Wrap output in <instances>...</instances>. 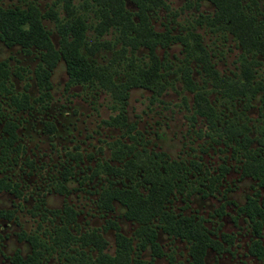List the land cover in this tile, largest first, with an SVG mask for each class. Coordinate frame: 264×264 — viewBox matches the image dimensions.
Here are the masks:
<instances>
[{
    "label": "trees",
    "instance_id": "16d2710c",
    "mask_svg": "<svg viewBox=\"0 0 264 264\" xmlns=\"http://www.w3.org/2000/svg\"><path fill=\"white\" fill-rule=\"evenodd\" d=\"M197 1L210 3L213 12L200 14L196 24L208 25L231 35L241 49V76L236 80L228 81L219 73L203 45L201 34L194 28L187 27L185 33L178 34H172L169 29H155L152 20L158 10L166 6L164 0H84V12L71 10L66 5L65 18H59L51 8L42 13L33 1L22 6H0V40L7 46H18L25 56L34 55L36 58L33 69L0 61V193H16L18 189L5 174L6 167L16 163L21 151L18 134L21 116L13 115L29 113L34 104L50 105L51 76L59 61L62 60L66 67L67 87L80 85L106 91L120 104V113L113 118L114 122L125 126L124 106L131 89H146L156 95L166 90L168 72L157 51L176 43L183 49L181 79L187 91L194 93V114L204 118L213 131L220 132L211 135V139L231 149V159L235 161V166H218L216 174L215 170L210 173L209 166L204 164V178H198L199 184L185 191L183 182L186 178L182 174L187 166L185 161L171 159L161 151L138 149L119 140L113 142V163H99L93 170L95 176L98 173L106 175L107 183L97 190L96 204L105 216L115 211V204L124 207V218L137 225L132 236H125L119 224L109 216L103 229L114 232L115 249L113 254L107 253L104 251L107 241L99 231L78 232L76 212L66 201L61 209L47 210L41 200L43 209L59 220L53 222L48 231L21 232L19 238L27 241L31 250L24 257L16 250L8 257L10 264H45L46 255L56 250L63 253L69 264H155L157 258L164 256L163 247L157 240L159 230L169 238L186 243L191 264H205L208 249L219 251L216 240L211 238L204 218L177 213L172 210L173 203L176 194L187 197L193 193L202 197L214 195L232 167L239 178L254 182L253 194L247 196L246 204L238 210L249 217L254 234L262 237L264 202L260 189H264V83L256 80L257 70L251 61L259 67L261 61L264 63V0ZM128 4L133 8L129 9ZM47 16L54 19L57 46L51 31L43 23ZM90 32L93 37L88 36ZM109 32L113 44L119 48L113 51L114 56L108 64L100 65L93 57L101 45L111 44L108 39H101ZM139 50L144 51L142 57L138 55ZM257 57L261 61H254ZM116 61L122 62L121 67L115 64ZM193 71L217 91L214 100L192 79ZM13 78L23 82L22 91H16ZM31 79L37 91L35 98L29 94L31 84L28 81ZM255 100L259 103V116L255 120L259 122L255 128L258 136L251 137V127L255 125H248L253 121L247 111L254 106L252 102ZM239 101L244 103L240 110L236 108ZM222 103L225 112L217 109ZM242 117L245 121L240 124L238 121ZM221 121L223 129L218 125ZM253 141L257 142L255 148H251ZM191 165L199 171L202 169L201 163L191 162ZM71 175L65 168L62 181L53 180L52 189L61 195L66 194L68 189L64 182ZM223 199L226 200L225 195ZM3 212L0 218L4 217ZM146 250H150L148 260L142 257ZM248 252L255 257L254 264H264V246L259 240L253 241Z\"/></svg>",
    "mask_w": 264,
    "mask_h": 264
},
{
    "label": "rangeland",
    "instance_id": "374dc122",
    "mask_svg": "<svg viewBox=\"0 0 264 264\" xmlns=\"http://www.w3.org/2000/svg\"><path fill=\"white\" fill-rule=\"evenodd\" d=\"M27 1L36 3L42 13L53 9L59 18L66 17V5L71 10L84 12V0H0V6H22ZM164 2L166 6L161 7L152 20L156 30L169 29L172 34H178L185 33L184 29L187 27L194 28L201 34L203 45L219 73L228 81L241 76L242 52L236 40L221 30H214L208 25L200 26L195 22L200 14L213 12L210 3L197 0ZM128 8L133 6L128 4ZM43 23L51 31L53 42L57 46L58 36L55 33L54 19L47 16ZM90 35L91 32L88 36ZM101 39H108L111 44L104 47L101 45L93 58L98 64L105 65L112 60L113 51L117 50L119 45L113 44L110 32ZM157 53L160 59H163L168 72L166 90L156 95L146 89H131L124 106L127 122L125 126L114 122L113 118L120 113V104L106 91L80 85L67 87L68 77L62 60L52 72L50 105L43 107L34 104L29 113L13 115L21 116L22 122L18 129L21 151L17 154L16 163L12 162L6 167L5 174L17 184L18 189L16 193H0V214L4 211V217L0 218V264H10L8 257L16 250H19L23 257L30 252L29 243L19 239L21 232L33 234L43 231L44 228L48 230L53 222L58 221L43 209L41 200H44L45 208L48 209H61L66 201L77 213V228L81 232L96 228L107 241L104 250L107 253L113 254L115 249L114 232L101 228L109 216L119 224L125 236H132L137 225L124 218V207L115 204V211L105 216L96 204L99 198L97 190L107 183L106 175L98 173L95 176L93 170L97 169L99 163L111 162L113 142L119 140L125 144H133L138 149L161 151L171 159L185 161L187 166L182 173L186 178L183 182L185 191L197 186L199 179L204 178V164L209 166L210 173L215 170L214 174L222 164L235 166V161L231 159V149L215 143L210 137L220 132L213 131L204 118L194 114V93L187 91L181 79L184 62L182 46L178 43L171 44L167 49L159 48ZM143 54V50L138 51L140 57ZM4 60L11 66L20 64L33 69L36 65L34 55L25 56L18 46H7L0 40V61ZM258 60V57L254 59ZM251 62L257 70L256 80L264 83V63L261 61L259 67L253 60ZM121 63L115 62L117 65ZM192 67L195 68L194 65ZM191 77L208 92L212 100L218 96L217 91L203 82L197 71H193ZM13 81L16 91H22L23 82L16 78H13ZM28 82L31 84L29 94L35 98V82L32 79ZM243 104L239 101L236 108L242 109ZM252 104L254 107H251L247 114L253 122L248 125L254 123L250 135L257 137L255 128L259 122L255 120L259 116V103L255 100ZM223 106L224 103L218 105V111L222 109L225 112ZM244 121L242 117L238 123ZM218 125H222L223 129V121L218 122ZM256 143L253 141L251 148H255ZM191 162L201 163L202 169L199 171L193 168ZM65 168L72 175L64 182L68 192L61 195L52 189V185L53 180L62 181ZM225 176L218 187L219 191L214 195L202 197L193 193L187 197L176 194L172 210L204 218V225L209 229L211 238L216 240L215 246L219 249L206 251L205 264H254L255 257L250 255L248 250L256 240L264 246V228L262 237H257L249 217L238 211V207L246 204L247 196L253 194L254 182L248 178H239L233 167ZM260 193L261 201L264 202V189H260ZM224 195L227 201L223 199ZM228 201L231 203H227ZM7 215L10 218H5ZM157 240L163 247L164 256L157 258L155 264H191L185 242L169 238L160 230ZM142 257L150 259V250L144 251ZM44 260L45 264H69L64 261L60 250L46 255Z\"/></svg>",
    "mask_w": 264,
    "mask_h": 264
},
{
    "label": "flooded vegetation",
    "instance_id": "af4514ba",
    "mask_svg": "<svg viewBox=\"0 0 264 264\" xmlns=\"http://www.w3.org/2000/svg\"><path fill=\"white\" fill-rule=\"evenodd\" d=\"M254 107V106H253ZM257 144V143H256ZM257 145H255V147H256ZM65 202V201H64ZM64 204V203H63ZM45 209H47V210H56V209H48V208H45ZM44 209V210H45ZM46 211V210H45ZM239 211V210H238ZM47 212H49V211H47ZM240 212V211H239ZM50 214H52L51 212H49ZM241 213H243V212H241ZM245 214V213H244ZM52 216H53V214H52ZM76 216H77V213H76ZM10 217V216H9ZM1 218H3V217H1ZM5 218H7V217H5ZM8 219V218H7ZM56 219L57 220H59V218L58 217H56ZM77 221V220H76ZM58 222V221H57ZM105 222H106V220H105ZM103 227L104 226H101V228L103 229ZM52 228V227H51ZM51 228H48V230H50ZM96 228H93V229H89V230H87V231H92V230H95ZM44 230H46L45 228H44ZM48 230H46V231H48ZM97 230V229H96ZM87 231H85V232H87ZM105 231V230H104ZM74 232H76L75 230H74ZM79 233H85V232H81V230L79 229V231H78ZM30 234V233H29ZM20 239V238H19ZM21 240V239H20ZM19 251V250H18ZM15 253V252H14ZM93 254V253H92ZM64 261L67 263V261H66V259L64 258ZM65 264V263H64Z\"/></svg>",
    "mask_w": 264,
    "mask_h": 264
}]
</instances>
